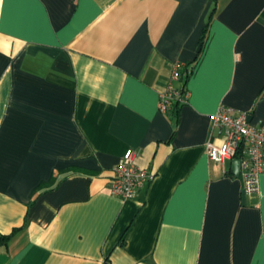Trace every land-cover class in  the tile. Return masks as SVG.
Wrapping results in <instances>:
<instances>
[{
	"label": "crops",
	"instance_id": "obj_1",
	"mask_svg": "<svg viewBox=\"0 0 264 264\" xmlns=\"http://www.w3.org/2000/svg\"><path fill=\"white\" fill-rule=\"evenodd\" d=\"M220 106L264 128V0H0V264H264V174L206 155Z\"/></svg>",
	"mask_w": 264,
	"mask_h": 264
},
{
	"label": "built area",
	"instance_id": "obj_2",
	"mask_svg": "<svg viewBox=\"0 0 264 264\" xmlns=\"http://www.w3.org/2000/svg\"><path fill=\"white\" fill-rule=\"evenodd\" d=\"M180 70L181 64L172 65V82L180 79ZM187 97L182 88L170 86L161 94L158 110L167 115L174 103L186 104ZM248 116L247 113L236 115L233 109L220 106L212 116V123L219 129L223 142L219 146L208 142L205 149L208 160L222 168L228 161L239 160L243 193L253 194L258 192L259 176L264 174V128L249 123ZM136 158L137 153L129 149L120 164L113 168L109 181L111 195L124 200L135 198L144 184L152 179L136 165Z\"/></svg>",
	"mask_w": 264,
	"mask_h": 264
},
{
	"label": "trees",
	"instance_id": "obj_3",
	"mask_svg": "<svg viewBox=\"0 0 264 264\" xmlns=\"http://www.w3.org/2000/svg\"><path fill=\"white\" fill-rule=\"evenodd\" d=\"M182 105H180L179 103H174L172 110L167 114L169 116H171L172 119H174L175 121L178 120V116L180 113ZM227 176L228 177H233L232 173L230 172V170L227 172ZM20 231L19 229L13 230L10 234L8 235H0V246H7L8 243L11 241V239L16 235V233Z\"/></svg>",
	"mask_w": 264,
	"mask_h": 264
},
{
	"label": "water",
	"instance_id": "obj_4",
	"mask_svg": "<svg viewBox=\"0 0 264 264\" xmlns=\"http://www.w3.org/2000/svg\"><path fill=\"white\" fill-rule=\"evenodd\" d=\"M252 120L251 116H248V122L250 123ZM231 172L234 175V177L238 178L239 177V172H240V161L235 159L231 161Z\"/></svg>",
	"mask_w": 264,
	"mask_h": 264
}]
</instances>
